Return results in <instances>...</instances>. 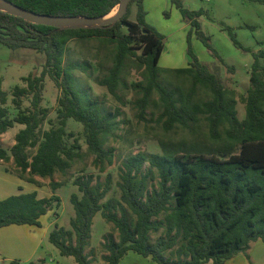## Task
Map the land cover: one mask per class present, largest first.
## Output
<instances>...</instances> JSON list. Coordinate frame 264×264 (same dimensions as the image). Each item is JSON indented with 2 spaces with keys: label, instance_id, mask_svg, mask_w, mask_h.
I'll use <instances>...</instances> for the list:
<instances>
[{
  "label": "trees",
  "instance_id": "1",
  "mask_svg": "<svg viewBox=\"0 0 264 264\" xmlns=\"http://www.w3.org/2000/svg\"><path fill=\"white\" fill-rule=\"evenodd\" d=\"M22 9L49 16L103 17L112 12L121 0H5ZM143 0H131L126 13L114 24L105 27L56 28L34 24L0 11V45L11 50L32 49L45 56L39 75L22 78L24 87L15 86L11 103L18 113L10 117L8 95L2 89L0 76V136L23 125L14 136L9 150L0 144V160L12 158L18 178L37 184L34 177L52 178L55 172L65 173L82 153L73 133L66 131L72 119L82 126L87 151L94 156L99 172L113 164L114 149L105 148L106 139L119 125L120 109L103 113L96 100L75 87V63L65 64L64 56L71 40L98 39L113 45L112 65L98 84L116 98L125 85L122 73L127 61L133 60L142 80L131 84L139 97L134 101L137 118L145 121L151 99L157 95L161 106L158 121L166 132L176 126L189 128L202 115L208 128L210 144L191 148L167 146L161 154L137 152L123 161L117 187L119 198L103 201L110 190L111 176L104 182L93 175L73 180L80 193L70 195L74 216L69 228L58 227L49 233V242L61 256L72 257L77 264H119L133 252L150 258L156 264H224L242 253L250 261L251 243L264 241V65L254 54L249 87L242 98L245 117L239 120L235 92L224 88L219 79L201 64L190 49L191 34L209 50V37L201 30L198 18L202 9L188 10L180 0H170L190 26L187 53L192 62L186 68L167 69L158 66L164 49V37L145 21ZM264 2V0H263ZM137 7L135 21L129 19L131 5ZM126 28V32L122 28ZM233 43L247 51L230 27ZM135 50H140L137 55ZM215 55V53H213ZM85 70L83 66H79ZM234 72V67L227 68ZM174 73L187 77L190 87L185 95L162 84L161 76ZM48 77L61 92L57 109L58 125L38 131L48 109L41 106L44 80ZM197 87L209 91L210 99L194 103ZM29 107L22 110L23 99ZM68 143L66 138H72ZM185 146V145H182ZM28 149H34L29 154ZM220 155V156H219ZM222 156V157H221ZM147 164V169L144 165ZM61 186L51 180L52 191ZM53 200L38 198L35 191L19 193L0 200V228L9 225H34L53 208ZM100 212L106 223L118 233L117 240L107 236L102 243V263L95 262L89 239L94 216ZM57 218V214L54 215ZM158 236L153 239V235ZM9 264H20L11 260ZM30 264H44V259Z\"/></svg>",
  "mask_w": 264,
  "mask_h": 264
},
{
  "label": "rangeland",
  "instance_id": "2",
  "mask_svg": "<svg viewBox=\"0 0 264 264\" xmlns=\"http://www.w3.org/2000/svg\"><path fill=\"white\" fill-rule=\"evenodd\" d=\"M184 8L188 10L202 9L205 13L198 18L203 33L209 37L212 50L206 48L195 36L191 34L190 49L197 60L208 67V69L219 79L224 88L233 90L236 99V111L239 120L245 117V106L242 98L246 96L249 87V77L251 66L254 62V54L264 52V2L263 0H180ZM145 21L164 37V49L159 58L158 66L167 69L186 68L192 62V58L187 53V36L190 26L183 19L180 11L171 3L170 0H143ZM117 7L112 11L115 15ZM137 7L131 5L129 19L135 21ZM109 17V18H111ZM230 27L236 35L237 41L247 49L237 47L227 30ZM122 30L126 32V28ZM140 54V50H135ZM215 53V55H213ZM113 45L102 42L98 39L85 41L71 40L67 45L64 56L65 64L75 63L78 68L74 70L76 89L96 100L103 113H113L115 109H120L121 115L118 120L121 124L113 136L106 139L105 148L114 149L113 164L106 167L104 172L94 166V156L87 151V144L82 130V126L69 119L66 131L73 133V137L78 140L81 158L75 159L65 173L55 172L52 178H39L35 184L40 188L42 194H50L51 200L56 196L58 202L53 200V208L50 212L41 216L42 229L53 230L55 223L69 228L70 220L74 216V209L70 203L72 193H80L73 180L77 176L93 175L99 177L104 182L106 176H111L110 190L105 200L108 198L120 197L117 187L119 181L120 167L129 156L137 152L148 154H161V144L167 146L177 145L179 149L191 148L197 144H210L208 128L203 116H199L197 123H190V127L183 129L176 126L173 130L166 132L161 122L158 121L161 113V106L154 94L151 99L150 107L146 112L145 121L137 118V110L134 101L139 97L137 92L131 88V84L142 80L141 73L135 68L134 61H127L122 73V85L117 90L119 98L111 95L107 88L98 84V80L105 76L112 65ZM259 61L264 65V56L259 57ZM45 63V56L32 49L20 48L11 50L4 45H0V76L2 77V89L8 95L7 108L10 117L15 116L18 111L11 103L12 90L15 86L24 87L23 77L39 75ZM79 66H83L82 70ZM233 66L234 72L228 71V67ZM164 86L176 90L177 93L185 95L190 87V80L184 76L174 73H165L161 76ZM43 100L41 106L48 109L46 119L39 128L38 136L41 138L43 131L58 125L57 109L58 99L61 92L48 77L44 80ZM210 99L208 90L197 87L193 97L194 103H200ZM30 105L29 98L23 99L21 109L24 110ZM23 125L15 124L8 130V134L0 144L10 149L13 134L23 129ZM72 138H66L68 143L73 142ZM185 145V146H182ZM34 149H28L31 154ZM220 156V155H219ZM222 157V156H221ZM9 173L19 175L12 158L9 161L0 160ZM148 165H144L147 169ZM51 180L60 183L61 186L52 191ZM57 214V218H55ZM107 236H112L117 240L118 233L111 223H106L98 212L92 222L89 246L93 250L95 262L102 263L103 254L102 243ZM158 234L153 235L155 239ZM46 250V247L42 249ZM47 252L46 255H48ZM130 256H137L140 262L135 264H147L142 256L130 253ZM57 256L54 255L56 259ZM60 257V256H59ZM57 257L58 261H61ZM133 259H126V264H132ZM32 262H35L34 260ZM61 264H76L69 258L63 259ZM209 264V263H207Z\"/></svg>",
  "mask_w": 264,
  "mask_h": 264
},
{
  "label": "crops",
  "instance_id": "3",
  "mask_svg": "<svg viewBox=\"0 0 264 264\" xmlns=\"http://www.w3.org/2000/svg\"><path fill=\"white\" fill-rule=\"evenodd\" d=\"M8 133L7 131L0 136L1 142ZM15 135L13 134L10 147L15 143ZM34 178L36 181L39 179L37 176ZM33 191L37 193L38 198L50 197V194H42L40 188L35 184L21 180L18 176L9 173L6 167L0 164V200L11 195ZM41 226L42 223L40 227L34 225H9L0 228V264H9L11 260H18L20 264H30L33 260L38 261L39 259H44V264H61L63 259L69 261V258L72 257L61 256L59 251L49 242L48 235L52 230L42 229ZM55 226L62 227L58 223H55ZM44 246L46 247L45 251L42 250ZM90 249L91 247L89 246L86 252ZM47 252L50 253L46 255ZM130 253L133 252H128L120 260L119 264H126L127 258L134 260L132 264L140 262L137 256H130ZM248 254L250 256V263L244 254L239 253L233 258L226 260L224 264H264V241L258 240L251 243ZM54 255L60 256L61 261H58L57 257L55 259ZM144 261H147V264H156L150 258L144 259ZM208 263L211 264V262Z\"/></svg>",
  "mask_w": 264,
  "mask_h": 264
},
{
  "label": "water",
  "instance_id": "4",
  "mask_svg": "<svg viewBox=\"0 0 264 264\" xmlns=\"http://www.w3.org/2000/svg\"><path fill=\"white\" fill-rule=\"evenodd\" d=\"M131 0H121L117 5V11L111 18L103 17H76V16H49L38 14L29 10L22 9L10 2L0 0V11L10 15L20 17L34 24L52 26L60 29L64 28H86V27H105L117 22L127 11Z\"/></svg>",
  "mask_w": 264,
  "mask_h": 264
},
{
  "label": "bare ground",
  "instance_id": "5",
  "mask_svg": "<svg viewBox=\"0 0 264 264\" xmlns=\"http://www.w3.org/2000/svg\"><path fill=\"white\" fill-rule=\"evenodd\" d=\"M111 15H112V12H110L108 15H106V16H105V19L111 17Z\"/></svg>",
  "mask_w": 264,
  "mask_h": 264
}]
</instances>
